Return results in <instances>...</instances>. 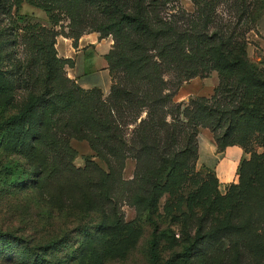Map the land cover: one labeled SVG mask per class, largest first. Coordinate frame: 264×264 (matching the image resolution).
Returning a JSON list of instances; mask_svg holds the SVG:
<instances>
[{
    "label": "rangeland",
    "instance_id": "374dc122",
    "mask_svg": "<svg viewBox=\"0 0 264 264\" xmlns=\"http://www.w3.org/2000/svg\"><path fill=\"white\" fill-rule=\"evenodd\" d=\"M11 3L0 0V76L11 83L6 91L0 90V122L27 107L30 92H40V69L33 65L34 73L27 72L25 58L32 51L27 48L29 31L24 30L28 22L59 33L56 43L62 35L75 39L80 31L78 35L100 34L101 41L110 44L109 52L117 44L114 33L106 35L98 28L105 19L94 9L89 18H81L75 25L64 14L55 24L46 11L29 2L8 10ZM169 6L174 7L162 9L161 14L168 18L176 14L182 29L192 32L190 19L197 11L194 0H174ZM262 13L264 0H220L212 9L208 27L217 42L221 36H232V43L241 47L239 51L256 77L248 90L238 87L235 71H222L215 63L202 76L187 79L184 69L159 58L160 79L139 85L129 80L121 56L115 55L108 64L110 91H95L93 97L102 103L101 112L112 109L111 103L112 111H118L116 122L123 141L118 153L107 151L105 157H99L83 135L65 134L76 155L38 157L35 167L44 170V179L27 186L25 160L16 166L17 154L0 149V229L34 237L32 246L59 240L45 251L54 264L76 257V249L81 250L89 234L95 235V247L102 251L93 257L96 264H153L149 252L155 232L162 236V261L158 264H264V39L258 31ZM67 69L65 65L61 74L71 84ZM194 79L212 82L215 88L209 93L187 94L184 86ZM159 85L167 99L156 104L143 147L140 123L148 118L151 101H140L144 100L143 92L153 97ZM227 86L233 91L226 92ZM206 106H222L227 111L223 118L208 116L207 126H203L195 116ZM48 111L42 107L28 118L33 132L27 146L41 120L44 128L50 129ZM69 116L62 114L61 118ZM82 125L78 115L72 118L69 129ZM207 130L242 148L233 182L223 183L215 171L199 163V140ZM49 135L63 136L55 129ZM7 164L13 166L11 172L3 169ZM174 166L179 167L175 174ZM139 197L146 199V205ZM0 264L12 263L0 255Z\"/></svg>",
    "mask_w": 264,
    "mask_h": 264
},
{
    "label": "trees",
    "instance_id": "16d2710c",
    "mask_svg": "<svg viewBox=\"0 0 264 264\" xmlns=\"http://www.w3.org/2000/svg\"><path fill=\"white\" fill-rule=\"evenodd\" d=\"M219 1L194 0L197 11L190 19V25L194 29L192 32L182 29L178 24L179 20L176 14H172L169 18L161 14L162 9L174 7L169 6L174 0H12L8 10L13 6L19 8L24 2H29L46 11L53 23L58 24L62 19L61 15L64 14L70 18L71 25H75L81 18H89L93 9L101 12L105 19L102 21L105 22L100 23L98 28L106 35L114 33L117 39L115 48L105 56L109 66L114 56L120 55L121 65H124L129 80L137 82L139 85L160 79L157 73L160 66L157 61L159 58L162 62L170 65L175 64L184 69L183 74L187 79L202 76L210 71L215 63L222 71H235L239 76L238 87L246 86V90H248L256 77L245 54L239 51L241 47L232 43L230 40L232 36H221L217 42L215 36L208 32L212 9ZM25 18L28 19V16ZM103 25H106V28ZM24 30L26 33L29 31L26 35L27 48L32 50L29 56H27L28 53L26 54L25 58L28 61L27 72L32 75L34 73L32 66L36 65L40 69L38 78L42 79L43 77V79L40 82V92L28 94L27 107L0 122L2 131L0 133V149L17 154L16 166L25 160L23 165L29 173L25 185L34 186L44 179V170L35 167L38 157L45 156L49 159L50 153L53 155L63 153L71 158L76 155L75 150L70 146L69 139L64 137L65 134L74 137L83 135L99 157H105L104 152L107 151L118 153V149L123 146V141L116 122L119 114L115 113L118 111H112L113 104L111 103L112 109L110 107L108 111L101 112L102 103L93 97L95 91L101 90L98 88L84 89L74 79L69 84L70 79L62 77L61 71L65 65L71 67L74 61L58 56L55 44L56 36L59 33L39 26L37 22H28ZM79 32L74 36L75 40L81 36L78 35ZM209 55L212 58L208 57ZM10 86V81L0 76V90L6 91ZM232 89L227 86L225 91L232 92ZM161 92L159 85L158 88L156 87L153 97L149 96L148 91L143 92L144 100L140 101V103L146 99L151 101L148 118L141 120L140 123L139 136L144 143L143 147L146 146L148 139V124L154 120L153 113L156 104L167 99V95H163ZM88 93H90L89 98L84 97ZM126 93L127 96H130L129 90L126 89ZM42 107L49 109L46 121L50 129L44 128L45 123L41 120L36 134L32 136L33 140L27 146V138L33 132L32 125H28V118ZM226 111L227 109L222 106L215 109L206 106L202 110L203 113H199L195 119L196 121L200 119L203 126H207L205 121L208 116L220 115L223 118ZM68 113L70 114L69 118H61L62 114ZM78 115L84 125L74 128L72 130L74 132H72L69 129L72 125V118L78 117ZM51 129H55L63 136L49 135ZM215 140L221 150L231 146L227 142L226 136L215 137ZM116 142L120 143V148ZM38 164L41 166V163L38 162ZM12 168L11 164L3 167L6 172H11ZM53 169H56V166H53ZM178 170L179 167L174 166L172 173L175 174ZM51 175L53 176V174ZM21 178V176L18 177L19 180ZM138 199L139 202L146 205V199L140 197ZM103 229L104 225L100 226V230ZM18 231L0 229V255L4 259L12 264H54L51 254L47 255L45 251L49 252L59 240H46V242H38L37 245L32 246L36 239L30 235H19ZM88 236L85 245L81 244V250L76 249L77 256L63 264H84L85 261L87 264H96L94 261L96 253L102 251L95 247V243H98L95 235L89 234ZM161 237L158 232H155L152 237L149 255L153 264L162 261ZM60 241L63 242V238ZM170 262L167 261V263Z\"/></svg>",
    "mask_w": 264,
    "mask_h": 264
},
{
    "label": "crops",
    "instance_id": "0c3cea01",
    "mask_svg": "<svg viewBox=\"0 0 264 264\" xmlns=\"http://www.w3.org/2000/svg\"><path fill=\"white\" fill-rule=\"evenodd\" d=\"M259 34L264 39V14L258 22ZM57 51L63 58L72 59L74 64L67 73L84 89L98 88L108 93L112 85L111 71L106 60L110 50L107 40L101 41L100 34H82L77 40L60 36L56 43ZM215 88L212 82L194 79L186 83L185 92L190 95L209 93ZM242 148L231 145L221 150L210 130L204 131L199 140V163L215 171L223 183L233 182L238 169Z\"/></svg>",
    "mask_w": 264,
    "mask_h": 264
}]
</instances>
